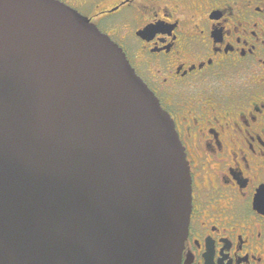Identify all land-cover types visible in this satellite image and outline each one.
<instances>
[{
	"label": "water",
	"instance_id": "95a60500",
	"mask_svg": "<svg viewBox=\"0 0 264 264\" xmlns=\"http://www.w3.org/2000/svg\"><path fill=\"white\" fill-rule=\"evenodd\" d=\"M175 124L122 49L56 0H0V264H180Z\"/></svg>",
	"mask_w": 264,
	"mask_h": 264
},
{
	"label": "flooded vegetation",
	"instance_id": "af4514ba",
	"mask_svg": "<svg viewBox=\"0 0 264 264\" xmlns=\"http://www.w3.org/2000/svg\"><path fill=\"white\" fill-rule=\"evenodd\" d=\"M56 1L122 49L175 124L192 179L180 264H264V0Z\"/></svg>",
	"mask_w": 264,
	"mask_h": 264
},
{
	"label": "rangeland",
	"instance_id": "374dc122",
	"mask_svg": "<svg viewBox=\"0 0 264 264\" xmlns=\"http://www.w3.org/2000/svg\"><path fill=\"white\" fill-rule=\"evenodd\" d=\"M111 21H119L121 19V15H113L109 17Z\"/></svg>",
	"mask_w": 264,
	"mask_h": 264
}]
</instances>
